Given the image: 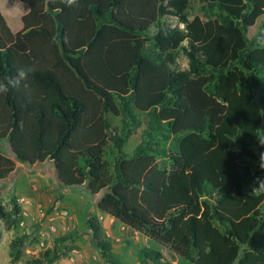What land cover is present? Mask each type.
Instances as JSON below:
<instances>
[{"label": "trees", "instance_id": "obj_1", "mask_svg": "<svg viewBox=\"0 0 264 264\" xmlns=\"http://www.w3.org/2000/svg\"><path fill=\"white\" fill-rule=\"evenodd\" d=\"M20 1L28 6L20 30L0 11V83L32 71L0 92V145L14 156L0 150V180L16 160L50 161L63 189L103 192V213L184 264H264V23L248 35L264 0H202L205 17L193 19L192 0H102L77 37L64 23L68 0ZM181 51L188 69L178 65ZM111 114L120 118L113 129ZM21 212L16 200L0 207L8 230ZM89 228L105 264H124L98 216ZM24 242L12 240L13 262ZM61 256L47 249L27 264ZM141 259L174 264L157 248Z\"/></svg>", "mask_w": 264, "mask_h": 264}, {"label": "rangeland", "instance_id": "obj_2", "mask_svg": "<svg viewBox=\"0 0 264 264\" xmlns=\"http://www.w3.org/2000/svg\"><path fill=\"white\" fill-rule=\"evenodd\" d=\"M92 3L100 7L103 5L102 0H74L69 6L64 23L70 27L75 37L86 34L82 29L83 20L86 21L85 26L92 23L89 13ZM203 5L202 0H192L189 8L191 19L196 15L205 17ZM26 7L28 8L20 0H7L4 14L18 18L17 25L13 24L14 31L22 28L21 19L27 10ZM165 21L171 26L180 23L179 19L173 16L166 17ZM263 23L264 17H261L254 27L249 28V37L257 36ZM177 62L182 69L189 68V58L184 51L180 52ZM110 119L112 129L120 125V118L111 114ZM142 130L143 128H140L131 136L125 148L128 154L140 143ZM111 133L114 134L112 131ZM0 150L9 157L13 156L7 143L0 145ZM107 159L113 165L116 162L113 154ZM16 162L17 169L8 178L0 180V207L10 210L13 200H16L22 212L20 222L11 230H8L0 219V264H27L29 260L40 257L47 249L52 248L62 252L61 258L54 264H105L101 248L89 228L91 215L99 217L116 258L124 264H141L142 251L146 248L160 249L168 261L184 264L180 257L145 234L127 227L110 214L103 213L98 207L103 192L94 195L88 184L81 188L63 189L50 161L33 165L23 164L18 160ZM17 236H25L23 256L13 262L10 256L11 242ZM62 237L67 239L61 240Z\"/></svg>", "mask_w": 264, "mask_h": 264}, {"label": "clouds", "instance_id": "obj_3", "mask_svg": "<svg viewBox=\"0 0 264 264\" xmlns=\"http://www.w3.org/2000/svg\"><path fill=\"white\" fill-rule=\"evenodd\" d=\"M68 2L72 3V2H74V0H68ZM31 71H32L31 68H29L27 70H20L18 72V75L16 77L9 78L7 80L6 84L0 83V92L6 93L9 90V88L18 87L20 85L21 81L26 79L28 73ZM260 144L264 145V141L260 140ZM261 160L264 161V154L261 155ZM262 165H264V163L261 164V167H262ZM262 168H264V167H262Z\"/></svg>", "mask_w": 264, "mask_h": 264}, {"label": "crops", "instance_id": "obj_4", "mask_svg": "<svg viewBox=\"0 0 264 264\" xmlns=\"http://www.w3.org/2000/svg\"><path fill=\"white\" fill-rule=\"evenodd\" d=\"M24 4V3H23ZM6 5H7V0H0V11L4 14V12L6 11V9H5V7H6ZM26 12L25 13H27L28 12V8L26 7ZM24 13V14H25ZM23 14V15H24ZM5 15V14H4ZM6 16V15H5ZM7 17V19H8V21H9V23H10V25L12 26V28H13V24L15 25L17 22H18V18H16V17H14L13 15H9V16H6ZM264 17V16H263ZM22 20V19H21ZM20 20V21H21ZM258 23V22H257ZM17 25V24H16ZM254 27V26H253ZM14 30V29H13ZM47 162V161H46ZM17 163V162H16ZM33 165V164H32ZM17 169V168H16ZM59 181V180H58ZM106 214V213H105ZM112 218H114V217H112ZM115 219V218H114ZM128 227V226H127ZM130 228V227H129ZM148 237V236H147Z\"/></svg>", "mask_w": 264, "mask_h": 264}, {"label": "water", "instance_id": "obj_5", "mask_svg": "<svg viewBox=\"0 0 264 264\" xmlns=\"http://www.w3.org/2000/svg\"><path fill=\"white\" fill-rule=\"evenodd\" d=\"M54 167H55V170H56V173H57V179L59 180L60 179V176L58 174V169H57V167L55 165H54Z\"/></svg>", "mask_w": 264, "mask_h": 264}]
</instances>
